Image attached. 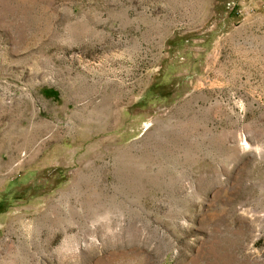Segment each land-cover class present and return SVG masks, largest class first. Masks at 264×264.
I'll use <instances>...</instances> for the list:
<instances>
[{"label":"rangeland","instance_id":"374dc122","mask_svg":"<svg viewBox=\"0 0 264 264\" xmlns=\"http://www.w3.org/2000/svg\"><path fill=\"white\" fill-rule=\"evenodd\" d=\"M0 264H264V0H0Z\"/></svg>","mask_w":264,"mask_h":264}]
</instances>
